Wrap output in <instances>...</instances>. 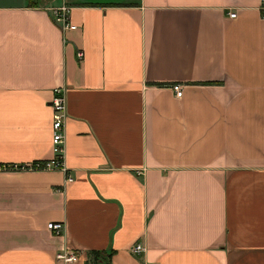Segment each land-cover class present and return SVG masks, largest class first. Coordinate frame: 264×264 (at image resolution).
I'll list each match as a JSON object with an SVG mask.
<instances>
[{"label":"crops","instance_id":"0c3cea01","mask_svg":"<svg viewBox=\"0 0 264 264\" xmlns=\"http://www.w3.org/2000/svg\"><path fill=\"white\" fill-rule=\"evenodd\" d=\"M55 87L68 173L0 172V264H264L261 0H0V164L53 157Z\"/></svg>","mask_w":264,"mask_h":264},{"label":"built area","instance_id":"2783aa9c","mask_svg":"<svg viewBox=\"0 0 264 264\" xmlns=\"http://www.w3.org/2000/svg\"><path fill=\"white\" fill-rule=\"evenodd\" d=\"M71 8L65 4L51 8V16L55 24L64 31H74L76 26L72 24L70 18ZM261 11L264 16V0H261ZM235 14H229L230 18H234ZM79 61L83 59V53H77ZM173 91L176 97H180L182 94V87L179 85L174 86ZM51 108V145L53 157L49 160H37L31 163L24 164H0V172H54L61 171L68 173V169L65 165L64 155V139H65V119H66V98L65 89L61 87H55L52 91V99L50 101ZM73 178L68 174L65 183H71ZM48 231L54 237H61L65 226L63 223L54 222L47 224ZM131 253L139 255L144 252V248L141 245H135L131 248ZM77 254L67 248L60 250L55 255V261L62 264H71L77 261Z\"/></svg>","mask_w":264,"mask_h":264},{"label":"trees","instance_id":"16d2710c","mask_svg":"<svg viewBox=\"0 0 264 264\" xmlns=\"http://www.w3.org/2000/svg\"><path fill=\"white\" fill-rule=\"evenodd\" d=\"M91 259H92V262L94 263V264H96L95 262H96V260L99 258V256H100V253L99 252H92L91 254ZM85 264H89V262H86Z\"/></svg>","mask_w":264,"mask_h":264},{"label":"rangeland","instance_id":"374dc122","mask_svg":"<svg viewBox=\"0 0 264 264\" xmlns=\"http://www.w3.org/2000/svg\"><path fill=\"white\" fill-rule=\"evenodd\" d=\"M78 259V258H77ZM89 264H94L93 262H92V259H89Z\"/></svg>","mask_w":264,"mask_h":264}]
</instances>
